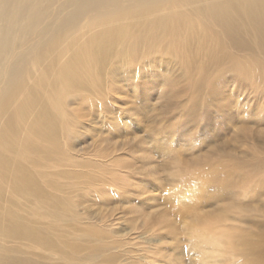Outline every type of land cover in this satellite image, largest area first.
I'll list each match as a JSON object with an SVG mask.
<instances>
[{"label":"bare ground","instance_id":"6f19581e","mask_svg":"<svg viewBox=\"0 0 264 264\" xmlns=\"http://www.w3.org/2000/svg\"><path fill=\"white\" fill-rule=\"evenodd\" d=\"M123 87L143 101L198 96L191 123L169 124L175 138L188 127L197 135L224 129L227 108L243 93L239 110L255 106L244 122L263 121L264 0H0V264L170 260L161 237L146 245L154 243L138 237L133 217L105 207L130 202L135 192L125 185L134 183L143 151L141 140L115 141L132 132L116 100ZM199 117L204 127H196ZM236 129L243 141L254 132ZM160 144L163 156L171 142ZM222 155L228 160L216 168L191 160L203 183L180 209L213 205L216 212L202 217L237 262L264 264V156L255 149L247 160ZM118 219L134 237L117 234ZM143 221L140 235H165L156 219Z\"/></svg>","mask_w":264,"mask_h":264},{"label":"rangeland","instance_id":"374dc122","mask_svg":"<svg viewBox=\"0 0 264 264\" xmlns=\"http://www.w3.org/2000/svg\"><path fill=\"white\" fill-rule=\"evenodd\" d=\"M180 85L185 86L187 83L181 81ZM229 92L235 96L233 87ZM191 94L190 90L187 97L184 95V98L174 100H165L156 95H151L143 101L136 97L135 89L130 91L128 87H123L122 91L116 95L117 103L120 109H123V114L131 115L132 126L130 129L132 132L126 131L127 133L115 141L116 143L124 140L131 142L130 139L132 138L136 142L141 140L143 141L141 143L143 151L141 160L136 161L135 170L130 173L134 183L129 182V186L128 184L125 185L134 190L130 192H135L133 196L130 194L131 197L127 198L130 202L123 204L115 201L105 204V207L113 209L111 210L113 213L111 211L109 213H112L116 218L119 217L115 215L116 213L123 214L121 217H128V220H130L129 217H133V224L138 225L137 231L140 234L143 230V219L148 220L150 217L156 219L165 229V235L160 234V230L153 229L154 231L151 230L144 235L138 234V237H148L151 239L150 242L154 243L146 245H155L157 239L161 237L167 243L165 252L170 256V260L165 264H228L233 261V264H239L237 262L239 256L235 254L232 246L218 234L214 229L216 226L211 225L206 218L202 217L207 216V214H202L203 211H209V215L216 212L217 209L213 205L204 203L198 206L197 202L194 209L189 212L180 208L185 203L195 202L200 192V184L203 183L202 172L191 165V160L198 158L197 161L201 164L206 161L213 168H216L224 165L228 160V157L225 158L222 152L236 160L250 159L253 149L264 156V119H262L263 121L251 120L248 124L244 122L250 115V110L253 109L254 111L255 106L248 105L247 109L239 110L241 103L248 100L247 95L243 93L236 96L230 108H227L225 114H227V122L230 123L224 129H208L203 135H197V132H193L197 128L188 127L189 135L176 136L175 138L172 134L175 131L172 130H175L178 123L184 120L191 121V113L196 107L191 97H198L191 96ZM236 99L240 101L237 102ZM198 120L196 127L201 124L204 127L207 124L204 118L199 117ZM170 123H174V129L169 125ZM241 125L254 131L248 137L246 136L247 141L242 140L243 135L236 129L237 126ZM124 136L128 139H125ZM238 139H241L243 143L237 142ZM90 142V139H86L78 146H86ZM130 142L129 144L133 143ZM161 142H171L170 146L162 148L163 156L160 155ZM167 151H171V155L167 154ZM175 151L181 162L177 159L174 160L176 158L173 156ZM140 165L142 168L136 169ZM137 192H145V195L141 194L140 196V193ZM183 192L187 196L181 197ZM147 197L148 199H146ZM240 199L245 203L248 202V196H241ZM129 205L135 211L143 212L144 216L137 218L135 211L131 213L130 209H128L129 211L126 210ZM254 205L257 203L255 202ZM252 212L249 211V214ZM258 214L251 216L259 220L261 218L258 217ZM198 216L201 219H197ZM121 221L118 219V223H116L118 226H115L117 228L114 227L117 234L125 233L134 237L135 235L130 229L119 227L123 224ZM169 227L171 229L167 231L166 229ZM197 237H200L199 243ZM230 253L231 256H229ZM221 258L223 259L218 261Z\"/></svg>","mask_w":264,"mask_h":264}]
</instances>
